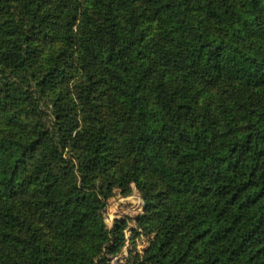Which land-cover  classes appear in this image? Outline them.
Returning <instances> with one entry per match:
<instances>
[{
	"label": "trees",
	"instance_id": "obj_1",
	"mask_svg": "<svg viewBox=\"0 0 264 264\" xmlns=\"http://www.w3.org/2000/svg\"><path fill=\"white\" fill-rule=\"evenodd\" d=\"M140 2L136 15L127 0H82L79 18L47 19L44 49L24 26L41 0H0V264H103L97 203L57 173L71 143L101 169L110 155L131 157L174 197L156 213L143 264H264V103L222 116L196 107L198 83L264 90V0ZM76 70L74 122L59 82ZM27 157L32 176L19 178ZM25 183L51 206L62 247L17 233L31 226L9 199Z\"/></svg>",
	"mask_w": 264,
	"mask_h": 264
},
{
	"label": "rangeland",
	"instance_id": "obj_2",
	"mask_svg": "<svg viewBox=\"0 0 264 264\" xmlns=\"http://www.w3.org/2000/svg\"><path fill=\"white\" fill-rule=\"evenodd\" d=\"M127 1L134 7L136 11L134 13L139 15L143 8L140 0ZM39 9L38 15L31 20V23L29 22V26H24L25 30L29 31L31 39L45 49L48 46L45 32L49 29L47 19L52 18L49 21L56 28L57 26L61 27V24L67 21L66 15H76L79 18L82 0H41ZM49 9H52L51 15L46 13ZM146 12L148 13V11ZM140 20L142 24H146L149 18L144 13ZM78 22L77 19L76 25H74L75 30ZM261 33L262 36L256 41L261 44L262 51H264V19ZM150 34L152 35V33ZM74 50L75 47L72 46L69 52L73 53ZM79 76V71H72L67 75L63 74L59 82L62 87H67L69 90L70 95L67 94L65 97L69 104L66 108L69 109L72 116L76 115L74 122H77L82 114L74 97L72 100L70 98L72 94L75 96L74 87ZM196 86V95L199 99L196 107L201 109L204 105L210 104V107L213 110H218L220 115L224 107H226L225 111L235 112L244 109L249 103H264V90L245 92L226 81H219L211 85L198 83ZM192 90L194 91V88ZM101 101L102 105L104 102L107 103V99H101ZM75 127L74 133L79 129L78 126ZM62 154L63 161L59 163L57 173L62 176V180L64 179L62 181L64 187L73 186L94 200L97 203L94 210L108 231L107 240L101 244L98 254L93 256L94 263L98 262V258L103 257V264H143L145 251L157 232L156 213L164 205L172 204L174 199L169 190L161 181L159 183L162 184V187L153 182L154 179L149 173H146L147 171H133L131 157L110 155L108 160H103L105 168L101 169L94 163L95 158L91 149L77 147L71 143L67 145ZM33 166L34 158L27 157L25 163L20 166L18 177L32 176ZM120 175L127 178L126 182L120 179ZM120 183L123 186H120ZM148 184L153 186L149 191H146L145 189L150 186ZM36 192H38L37 187L33 184L26 185L25 183L22 188L18 185L14 188L9 199L11 206L14 209L17 207L20 212L25 213L22 220L26 219L24 221L31 226L24 232L18 230L17 233H25L29 236L35 232L48 244H53V247H62L64 244L63 238L60 237L61 232L52 224L55 219L50 216L52 214L51 206L42 205L40 195ZM147 193L150 199L149 204L146 202ZM19 223L22 226L25 225L21 221ZM67 243L70 245L69 242ZM71 244L76 245V240ZM261 257L264 261V254Z\"/></svg>",
	"mask_w": 264,
	"mask_h": 264
}]
</instances>
